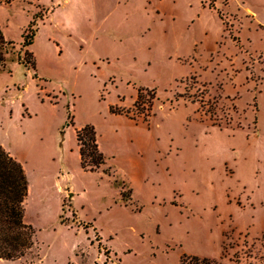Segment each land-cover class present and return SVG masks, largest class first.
Masks as SVG:
<instances>
[{
	"label": "rangeland",
	"instance_id": "obj_1",
	"mask_svg": "<svg viewBox=\"0 0 264 264\" xmlns=\"http://www.w3.org/2000/svg\"><path fill=\"white\" fill-rule=\"evenodd\" d=\"M0 28V144L37 232L0 264H264V0H0Z\"/></svg>",
	"mask_w": 264,
	"mask_h": 264
},
{
	"label": "trees",
	"instance_id": "obj_2",
	"mask_svg": "<svg viewBox=\"0 0 264 264\" xmlns=\"http://www.w3.org/2000/svg\"><path fill=\"white\" fill-rule=\"evenodd\" d=\"M48 12L40 21L43 22ZM37 14L22 34V42L18 50V63L35 66L33 53L29 47L35 42L40 24ZM15 42L8 40L0 28V69L6 67L14 59L9 58L10 47ZM26 55L28 58H24ZM83 168L91 171L99 170L106 164V156L101 151L98 134L93 125H86L76 131ZM29 194V181L24 165L0 144V259L19 260L25 257L36 246V229L25 219V202ZM180 264H217L207 257L184 255Z\"/></svg>",
	"mask_w": 264,
	"mask_h": 264
},
{
	"label": "crops",
	"instance_id": "obj_3",
	"mask_svg": "<svg viewBox=\"0 0 264 264\" xmlns=\"http://www.w3.org/2000/svg\"><path fill=\"white\" fill-rule=\"evenodd\" d=\"M46 18H47V17H46ZM44 20H45V19H44ZM44 20H43L42 24L44 23ZM42 24H41V25H42Z\"/></svg>",
	"mask_w": 264,
	"mask_h": 264
}]
</instances>
